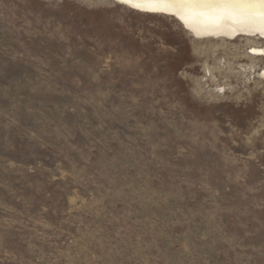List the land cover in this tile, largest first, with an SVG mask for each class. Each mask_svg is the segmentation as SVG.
Returning <instances> with one entry per match:
<instances>
[{
    "label": "rangeland",
    "instance_id": "1",
    "mask_svg": "<svg viewBox=\"0 0 264 264\" xmlns=\"http://www.w3.org/2000/svg\"><path fill=\"white\" fill-rule=\"evenodd\" d=\"M251 45L115 0H0V264H264Z\"/></svg>",
    "mask_w": 264,
    "mask_h": 264
},
{
    "label": "bare ground",
    "instance_id": "2",
    "mask_svg": "<svg viewBox=\"0 0 264 264\" xmlns=\"http://www.w3.org/2000/svg\"><path fill=\"white\" fill-rule=\"evenodd\" d=\"M115 1L142 12L173 16L196 38L236 41L244 37L247 41L253 42L247 54L259 59L262 64L260 74L264 76V5L224 7L223 5L141 3L139 7H135L133 4L125 3L124 0Z\"/></svg>",
    "mask_w": 264,
    "mask_h": 264
},
{
    "label": "snow or ice",
    "instance_id": "3",
    "mask_svg": "<svg viewBox=\"0 0 264 264\" xmlns=\"http://www.w3.org/2000/svg\"><path fill=\"white\" fill-rule=\"evenodd\" d=\"M125 3L139 7L141 3L190 4V5H223L224 7L264 5V0H124Z\"/></svg>",
    "mask_w": 264,
    "mask_h": 264
}]
</instances>
